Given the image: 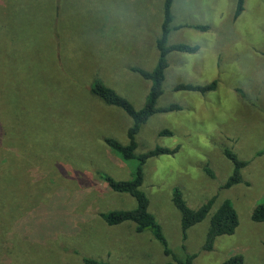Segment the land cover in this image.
<instances>
[{"label": "rangeland", "instance_id": "obj_1", "mask_svg": "<svg viewBox=\"0 0 264 264\" xmlns=\"http://www.w3.org/2000/svg\"><path fill=\"white\" fill-rule=\"evenodd\" d=\"M164 3L0 0V264L171 261L151 231L139 234L132 222L109 226L100 217L137 207L100 174L131 180L139 162L123 160L106 143L128 145L132 118L91 91L100 81L135 109L145 107L152 82L132 69L151 72L158 64ZM236 3L174 0L168 45L200 50L168 55L157 107L182 110L152 116L137 135V155L180 147L147 161L142 190L170 249L195 256L193 264H222L234 255L264 264V223L252 220L264 203V0H245L238 19ZM213 81L218 88L205 95L174 90ZM164 130L173 135H161ZM225 151L248 162L243 183L230 189L234 163ZM176 189L195 210L214 200L186 239ZM225 200L240 225L207 251L211 217Z\"/></svg>", "mask_w": 264, "mask_h": 264}, {"label": "trees", "instance_id": "obj_2", "mask_svg": "<svg viewBox=\"0 0 264 264\" xmlns=\"http://www.w3.org/2000/svg\"><path fill=\"white\" fill-rule=\"evenodd\" d=\"M173 3L174 0H165L164 3V21L162 25V33L160 38L157 40L159 61L156 68L151 72L139 68L132 69L133 72L140 74L144 79L152 82V87L145 107L141 110L135 109L133 104L126 98L122 97L115 90L104 85L100 81H97L91 89L92 94L101 99L107 105L121 108L132 118L133 126L128 131V145H122L114 139H107L106 143L111 149L118 153L123 160H137L139 162L134 173V177L131 180L119 181L111 176L100 174L101 178L106 181L112 191L120 194H128L132 196L137 202V207L134 210H120L102 213L100 217L109 226H116L123 223L132 222L136 224V232L139 234L144 233L145 231H151L154 239L164 248V254L171 258V261L165 264H193L195 256L188 255L185 258H181L176 255L172 249H170L162 226L158 223L155 216L149 211V197L142 190V186L145 181L144 166L146 165L147 161L155 157L174 155L179 151L180 147L177 146L173 149L156 147L148 153L142 155L136 154V150L138 148L137 135L140 133L142 126L145 125L152 116L160 113H169L182 110V107L178 104H172L164 108L157 107V101L163 94L165 73L169 66L167 60L168 55L172 52L196 54L200 50L198 46L186 44L168 45L171 24L173 22ZM244 10L245 0H237L234 18L238 19L243 14ZM181 28L183 27H178L176 29ZM193 28L201 32H207L210 30L209 26H194ZM217 88L218 82L213 81L212 83H209L205 86L180 84L177 85L174 90L196 92L205 95L209 92L215 91ZM8 134V132L5 133L4 137H6ZM161 135L172 136L173 133L168 130H164L161 132ZM225 155L234 163L233 174L225 185L226 189H230L235 185L243 183L242 169L248 166V162L240 160L238 156L231 151H225ZM206 172L209 176H214L212 171L207 170ZM173 203L180 212L181 226L184 239H186L188 231L192 227L203 222L209 216L213 208L214 200L209 201L199 209L195 210L188 206L182 192L176 189L173 196ZM252 220L257 223H264V203L258 204L254 208L252 212ZM239 225L240 218L237 210L234 207V204L230 200H225L211 217L207 241L204 249L207 251H212L214 244L219 237L234 235ZM83 261L84 264H108L93 258H85ZM222 264H244V259L241 255H234L224 261Z\"/></svg>", "mask_w": 264, "mask_h": 264}]
</instances>
